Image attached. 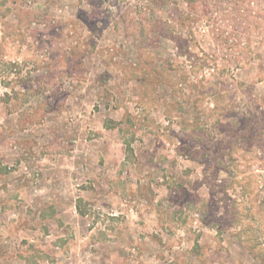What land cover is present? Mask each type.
I'll use <instances>...</instances> for the list:
<instances>
[{"label": "rangeland", "instance_id": "obj_1", "mask_svg": "<svg viewBox=\"0 0 264 264\" xmlns=\"http://www.w3.org/2000/svg\"><path fill=\"white\" fill-rule=\"evenodd\" d=\"M0 264H264V0H0Z\"/></svg>", "mask_w": 264, "mask_h": 264}]
</instances>
